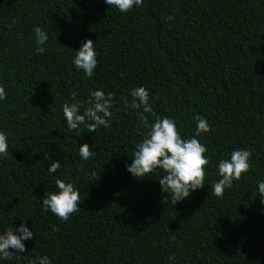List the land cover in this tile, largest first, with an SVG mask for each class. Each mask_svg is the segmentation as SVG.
I'll use <instances>...</instances> for the list:
<instances>
[{
  "label": "trees",
  "instance_id": "obj_1",
  "mask_svg": "<svg viewBox=\"0 0 264 264\" xmlns=\"http://www.w3.org/2000/svg\"><path fill=\"white\" fill-rule=\"evenodd\" d=\"M34 25L49 37L42 54ZM85 38L97 52L92 77L72 65ZM0 85L9 138L0 231L24 220L33 232L22 257L0 264L39 255L52 264H264V0H144L124 13L103 0H0ZM136 87L149 90V122L174 118L182 138L193 135L197 114L211 126L199 137L209 158L204 185L174 205L161 191L162 170L126 171L146 131L124 110ZM97 88L113 94L110 126L70 132L62 104L72 92L83 103ZM83 143L96 152L87 161ZM235 148L251 151L250 168L217 198L216 163ZM52 160L61 167L50 174ZM56 178L80 193L67 220L41 208Z\"/></svg>",
  "mask_w": 264,
  "mask_h": 264
},
{
  "label": "clouds",
  "instance_id": "obj_2",
  "mask_svg": "<svg viewBox=\"0 0 264 264\" xmlns=\"http://www.w3.org/2000/svg\"><path fill=\"white\" fill-rule=\"evenodd\" d=\"M108 7H115L124 13L130 9L141 8L144 0H103ZM172 17H166L171 20ZM15 23V21H13ZM34 34V51L44 53L49 39L47 32L38 25L32 28ZM72 65L81 70L85 77H92L97 66V52L92 40L85 38L78 50L74 51ZM71 102L62 104V115L67 129L71 132L84 126L87 132L94 133L99 127L107 129L113 118V94L105 93L97 88L90 90L88 98L83 101L77 99V93L72 92ZM5 87L0 85V101L6 99ZM124 110L135 113L138 127L146 129L141 139L135 144L132 152L131 163L126 171L136 178H142L148 173H155L158 169L164 174L160 177L159 185L162 192L170 193L174 205L186 199L190 191L199 189L204 185L206 168L209 158L208 151L199 137L210 131V124L205 117L194 116L195 130L191 137L182 138L177 129L174 118L162 116L149 122L146 114L152 113L149 90L136 87L130 90L129 99L123 101ZM9 154L8 134L0 130V158ZM78 155L81 160L87 161L96 155L87 143L79 144ZM251 151L247 148L233 149L228 158H221L216 163V175L219 179L212 184V194L217 198L223 196L225 189H230L233 182L241 178L242 173H247L250 168ZM49 159L47 154L44 156ZM61 163L56 160L48 165L46 171L56 173ZM91 176L97 177L93 171ZM55 190L45 192L41 200L43 211L51 212L60 220H67L69 216L80 210V193L71 181L60 178L54 180ZM257 192L264 198V180L257 181ZM33 232L26 226L24 220L15 228L6 227L0 231V262L8 261L13 257L20 258L24 253L23 241L30 240ZM11 248V251L9 250ZM172 260L173 257H169ZM29 264H52L48 255H39L29 260Z\"/></svg>",
  "mask_w": 264,
  "mask_h": 264
}]
</instances>
